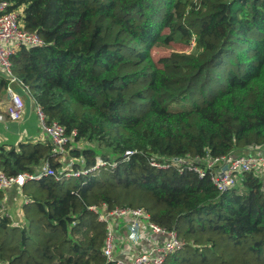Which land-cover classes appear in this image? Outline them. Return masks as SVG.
Segmentation results:
<instances>
[{"label": "trees", "instance_id": "1", "mask_svg": "<svg viewBox=\"0 0 264 264\" xmlns=\"http://www.w3.org/2000/svg\"><path fill=\"white\" fill-rule=\"evenodd\" d=\"M5 1L43 40L15 52L12 73L64 128L80 174L26 182L24 224L0 205V264H113L102 207L142 208L174 231L184 246L164 264H264L260 173L219 192L193 171L150 165L264 151V0ZM170 43L192 51L155 62L150 49ZM44 163L62 168L50 141L0 146L8 176Z\"/></svg>", "mask_w": 264, "mask_h": 264}, {"label": "built area", "instance_id": "2", "mask_svg": "<svg viewBox=\"0 0 264 264\" xmlns=\"http://www.w3.org/2000/svg\"><path fill=\"white\" fill-rule=\"evenodd\" d=\"M10 4L0 0V69L7 80L6 93L8 101L5 112L13 121H20L24 114V100L22 95L15 90L14 85L18 84L26 94L24 87L13 75L10 58L20 47L32 48L43 45V40L37 32L24 29L19 21L17 12L9 11ZM34 103V102H33ZM35 104V103H34ZM35 112L41 129L52 145V153L60 156L61 163L67 162V149L69 144L65 130L56 122L46 123V116L40 106L35 104ZM79 147L81 145L79 144ZM251 155L225 156L220 158H206L204 160L195 157L175 158L170 162H157L150 160V165L157 169H168L171 166L178 168L179 173L184 169L193 171L199 178H208L219 192H225L237 185L239 178L248 172L256 171L264 177V151L254 150ZM126 156L131 152H126ZM71 162L62 167L58 172L44 163L37 173H21L16 176H8L0 171V191L9 188L20 189L28 181H38L43 177H53L59 180L62 177H75L80 174L71 168ZM101 158L96 159V167L104 165ZM264 193V190H263ZM98 219L106 224V238L103 246V254L107 261L113 264H164L167 256L183 249V242L177 237L174 231L165 230L149 221L148 214L142 208H115L107 211L105 207L96 210ZM116 219H124L130 222L128 233L125 238L130 242H138L145 230L152 234L163 237V241L148 251H142L131 260L125 262L117 260L113 256L114 227Z\"/></svg>", "mask_w": 264, "mask_h": 264}, {"label": "crops", "instance_id": "3", "mask_svg": "<svg viewBox=\"0 0 264 264\" xmlns=\"http://www.w3.org/2000/svg\"><path fill=\"white\" fill-rule=\"evenodd\" d=\"M0 79H5L1 69ZM14 88L23 97L25 104L24 114L22 120L20 121H13L8 117L5 112L8 96L5 91L6 89H4V95L0 99V146L10 148L17 146L20 143H40L43 141H49L40 127L35 112V104L32 99L23 92L22 88L18 84H15ZM254 153V150L240 152L237 153V156L251 155ZM17 203L22 204V207L27 203V200L22 195L20 189L12 187L1 191L0 205L4 208L5 213L9 216L11 213H15L12 217L14 222L24 224L22 207L15 211ZM129 224L130 222L124 219H116L113 222L115 236L113 256L115 259L125 262L131 260L135 255L141 253L142 251H148L154 248L163 241V237L145 230L142 238L138 242H130L125 238V235L128 233Z\"/></svg>", "mask_w": 264, "mask_h": 264}, {"label": "rangeland", "instance_id": "4", "mask_svg": "<svg viewBox=\"0 0 264 264\" xmlns=\"http://www.w3.org/2000/svg\"><path fill=\"white\" fill-rule=\"evenodd\" d=\"M191 51H192V45H184V44H180V43H170L168 45L157 44V45L153 46L150 49V54H151L153 60L155 62H157L160 58L168 56L169 54H171L173 52H175V53H187L188 54ZM70 161L71 160H68L67 162L62 163V167L66 166V164ZM21 207H22V204L17 203L15 206V211L19 210ZM14 214L11 213L10 217L12 218L14 216Z\"/></svg>", "mask_w": 264, "mask_h": 264}]
</instances>
